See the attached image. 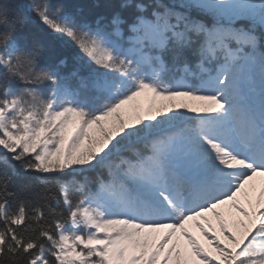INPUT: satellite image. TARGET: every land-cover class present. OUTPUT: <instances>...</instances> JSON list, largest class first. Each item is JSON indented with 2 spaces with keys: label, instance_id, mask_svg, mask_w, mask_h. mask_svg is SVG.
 Returning a JSON list of instances; mask_svg holds the SVG:
<instances>
[{
  "label": "snow or ice",
  "instance_id": "6c2138e0",
  "mask_svg": "<svg viewBox=\"0 0 264 264\" xmlns=\"http://www.w3.org/2000/svg\"><path fill=\"white\" fill-rule=\"evenodd\" d=\"M0 264H264V0H0Z\"/></svg>",
  "mask_w": 264,
  "mask_h": 264
},
{
  "label": "trees",
  "instance_id": "16d2710c",
  "mask_svg": "<svg viewBox=\"0 0 264 264\" xmlns=\"http://www.w3.org/2000/svg\"><path fill=\"white\" fill-rule=\"evenodd\" d=\"M27 2V0H16V3L20 6H23L25 3ZM54 2H56V0H54ZM61 2H64L70 6H75V5H91L93 3H104V0H61ZM19 10V9H18ZM88 11V8L85 7V12ZM99 11H103V9H99ZM32 27L34 28V30L38 33V34H42L40 31L41 26H37L36 22H33ZM45 44L49 46V49L52 51H55L56 54L60 55V56H67L69 59V67L67 69H64V71H70L71 68L73 67V63H72V56H73V52L74 50L72 49H65L61 46L60 41L52 36H46L44 38ZM17 167H19L17 165Z\"/></svg>",
  "mask_w": 264,
  "mask_h": 264
},
{
  "label": "rangeland",
  "instance_id": "374dc122",
  "mask_svg": "<svg viewBox=\"0 0 264 264\" xmlns=\"http://www.w3.org/2000/svg\"><path fill=\"white\" fill-rule=\"evenodd\" d=\"M242 202H243V200H242ZM192 230L195 231L196 234L199 236V230L198 229L193 228ZM201 239H203V238L201 237Z\"/></svg>",
  "mask_w": 264,
  "mask_h": 264
}]
</instances>
